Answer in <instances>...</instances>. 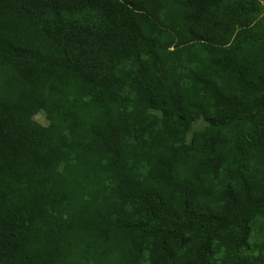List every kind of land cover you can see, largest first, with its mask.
I'll return each mask as SVG.
<instances>
[{"label": "trees", "instance_id": "1", "mask_svg": "<svg viewBox=\"0 0 264 264\" xmlns=\"http://www.w3.org/2000/svg\"><path fill=\"white\" fill-rule=\"evenodd\" d=\"M0 264H264L257 0H0Z\"/></svg>", "mask_w": 264, "mask_h": 264}, {"label": "rangeland", "instance_id": "2", "mask_svg": "<svg viewBox=\"0 0 264 264\" xmlns=\"http://www.w3.org/2000/svg\"><path fill=\"white\" fill-rule=\"evenodd\" d=\"M261 9H262V14H264V0H257ZM35 120L38 121L41 124H46V120L44 118V116L41 113H38L37 115H35ZM202 124L201 121H197L193 124L194 128L199 127Z\"/></svg>", "mask_w": 264, "mask_h": 264}]
</instances>
